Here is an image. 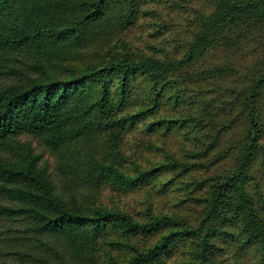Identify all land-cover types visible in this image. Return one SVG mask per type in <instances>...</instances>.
<instances>
[{
    "label": "trees",
    "instance_id": "1",
    "mask_svg": "<svg viewBox=\"0 0 264 264\" xmlns=\"http://www.w3.org/2000/svg\"><path fill=\"white\" fill-rule=\"evenodd\" d=\"M200 2L0 0V264H264V0ZM148 186L195 222L101 199Z\"/></svg>",
    "mask_w": 264,
    "mask_h": 264
},
{
    "label": "rangeland",
    "instance_id": "2",
    "mask_svg": "<svg viewBox=\"0 0 264 264\" xmlns=\"http://www.w3.org/2000/svg\"><path fill=\"white\" fill-rule=\"evenodd\" d=\"M200 1L201 0H198V3H196L195 5L197 6V5L201 4ZM191 2H193V1H191ZM175 17H176V23H180L179 16L176 15ZM138 37H139V35H138ZM172 50H174V48ZM214 58H216V56ZM214 58H212V59H214ZM189 83H190L189 85H192V84L196 85L197 89H198L197 86L200 85V84L192 83L190 81H189ZM206 85H207V83L205 82V89L208 90ZM219 104L222 105L223 103L220 102ZM233 106H234V104L231 105V108H230L228 115L226 117H223V121H219V122L228 123V121H229L231 123V128L234 129V131H236L237 133H240V132H242L241 130H242L243 125H244V119H242V117L238 116V115L236 117H234L235 114L232 112ZM237 107H239V106H237ZM165 108H166V106H164V109ZM135 136H136V138L137 137L142 138V133L141 134L137 133ZM25 139L26 138H22L21 141H24ZM135 141L137 144H139L137 139H135ZM31 145L33 146L34 150L37 153L42 155L43 160H48L50 165L54 164V158L50 154L49 150L44 149L42 146H39L37 144V141H33L31 143ZM138 146L143 147V145H138ZM140 155L149 156V154H140ZM262 166L263 167H257L258 175L260 177H264V165H262ZM226 167H227V169L229 168L227 162H225L220 169H217L216 172H220L221 170H224V168H226ZM250 186H251V184H250ZM192 188L193 187L191 186L187 190H184L183 192H180L179 190H173L172 189V190L166 191L164 193H158V192L154 191V188L152 186H148V189H150V190L153 189V191L151 190L152 194L148 198L146 197V192H145L147 187H145L143 189H138L135 191H128V193H126V194H118V193H116L110 189H105L102 191L101 199H102V202L104 203V205H107V206L119 205L122 209H124L128 212H131L134 215L136 214L137 210L144 208L145 201L148 200L150 202V206H151L152 211H154L155 213H159V212L177 213L179 215L185 216L191 222H195V220L198 216V209L200 207L198 205L196 197H194L196 191L192 190ZM187 191H190V193H186ZM6 228H7V223H3L2 221H0V249L3 248L2 250H4V252H7V250H9V249L12 250V247L7 246V241L5 239L6 235H8V233L7 232L5 233L3 230L4 229L6 230ZM5 246H6V248H5ZM231 247L232 248L228 249L227 252H223L222 258L225 257L227 260H231V261L238 259V260H240L239 261L240 264H247V263L251 262V260H249V257L251 255H249L248 253L242 255V253L239 251L238 244L231 243ZM105 249H113L112 246H109L107 244V240L103 243L102 250L100 253H102ZM113 250L115 251V255L119 259H122V257L126 256V254H127V249H125V250H123L122 248L116 249V247H115ZM0 256H4V253H2ZM5 258H7L8 260H11V261L15 260L14 256H9V257H5ZM165 264H170V262L169 263L165 262Z\"/></svg>",
    "mask_w": 264,
    "mask_h": 264
}]
</instances>
